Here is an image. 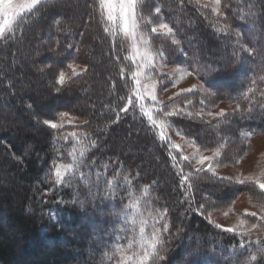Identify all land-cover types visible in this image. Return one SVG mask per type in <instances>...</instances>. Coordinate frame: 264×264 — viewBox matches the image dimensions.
Masks as SVG:
<instances>
[{
	"label": "trees",
	"instance_id": "1",
	"mask_svg": "<svg viewBox=\"0 0 264 264\" xmlns=\"http://www.w3.org/2000/svg\"><path fill=\"white\" fill-rule=\"evenodd\" d=\"M222 1L224 17L216 18L195 0H146L143 14L152 23L141 24L153 47L163 49L164 62L188 68L206 86L228 85V79L241 77L236 86L228 85L232 89L227 93L206 97L194 91L166 104L194 113L193 118H167L186 139L202 149L224 143L222 150L232 147L239 155L249 139L264 135V96L259 94L264 90L259 79L264 76V0ZM160 22L169 24L174 36L150 33ZM106 28L111 29L97 0H50L0 39V165L24 183L16 194L14 183L10 191L0 187V264H113L109 257L123 225L115 213L136 198L149 231L154 223L149 212L159 219L167 209L158 225H169L162 230L166 259L158 264H246L252 253L258 257L252 264H264L258 251L264 234L229 232L206 216L209 208L233 205L249 186L207 170L197 173L171 140L160 138L134 100L127 42ZM174 37L179 44L172 43ZM75 63L84 70L58 83L59 74L70 73L69 65ZM253 79L257 91L245 100L241 93L253 86ZM206 99L210 105L239 103L240 111L207 123L196 115L208 108ZM61 113L84 122L56 129L43 123L57 122ZM26 124L38 131L25 132ZM242 132L252 135L243 138ZM76 140L89 148L80 165L85 178L57 183L54 164L71 162ZM98 171L103 173L99 181ZM188 173L192 175L184 181ZM109 180L116 183L109 186ZM69 227L76 229L75 236ZM62 241L68 249L61 248Z\"/></svg>",
	"mask_w": 264,
	"mask_h": 264
},
{
	"label": "snow or ice",
	"instance_id": "2",
	"mask_svg": "<svg viewBox=\"0 0 264 264\" xmlns=\"http://www.w3.org/2000/svg\"><path fill=\"white\" fill-rule=\"evenodd\" d=\"M41 0H0V38H4L6 34H12L16 30V27L26 22L28 14H34L37 5ZM146 0H97L98 7L101 11V14L105 17L106 21L111 25V29L106 28L105 31H119L125 37L129 38L132 41V56L126 57V59H135L139 57L143 63L139 65L138 70L131 74L133 81L137 85L134 94L138 96V99L143 100L145 97H149L153 102L158 106L155 110V113L151 108H146L145 104L141 103L139 105L141 113L147 117L150 124L159 130L160 138L163 140L170 141V137L167 135L166 129L168 127H174L168 117L174 115L186 114L187 117L193 118L194 113L185 112V109L180 108L179 105H166L164 108L159 107L162 103L157 100L155 95V84L142 82L141 77H144L145 81H151V70L154 68L153 61L156 57H159L160 60H164V51L162 48H157L153 51L151 44L152 40L148 32L143 30L141 24L142 21L151 24L152 21L149 16L143 14L142 6ZM198 3L199 0H196ZM226 7V6H225ZM156 13L160 12V8L155 9ZM212 13L218 17H223L224 13L221 12V0H212ZM59 23V21H57ZM219 31H224L223 28L218 29ZM150 33H158L162 37H172L174 36L172 27L169 24L160 22L154 24L150 28ZM237 37L239 38L240 33L237 32ZM173 44H179V41L172 39ZM72 68L71 65H69ZM148 70L147 73L145 70ZM175 71L179 74V79H183L185 76H190L193 73L187 71L183 68H177ZM75 69H73V75H76ZM261 81H264V76L259 77ZM65 82V74L61 72L59 74L58 83L63 84ZM257 80H252V87H248L246 91L241 93V97L245 100L249 99V95L257 91L256 88ZM144 89V93L140 92V88ZM196 86L193 85L190 88L181 89V92L190 93ZM214 94V93H213ZM261 96H264V90L259 93ZM175 95L179 96L180 93ZM169 99H172L171 97ZM129 104L132 103L131 99L128 101ZM186 103L191 104L192 101L188 100ZM251 103V101H250ZM200 104L203 105L204 101L201 100ZM165 108L170 110L166 111ZM251 107L246 109V111L251 112ZM121 111H127V108L121 109ZM236 111H240V104L237 103ZM157 113L159 115H157ZM67 113H61V116H67ZM197 116L199 114H196ZM207 115L212 116L211 111L207 112ZM216 116L225 117V112L223 109L219 113H216ZM45 125L50 126L53 129L63 127V124H58L49 120H44ZM73 138H76L78 134L76 132L70 133ZM83 135V134H82ZM177 135H182V130L177 131ZM252 135L251 132H242L241 136L243 138H248ZM67 139V137H65ZM191 147L194 148V151L191 153V156H183V160L191 161L195 160L196 164L205 165V168H197L196 172L210 171L213 175L216 174V167L220 166L219 157L221 156L222 149L225 147L224 143H218L215 148L209 149L207 147L201 149L199 145L196 144L195 140L186 141ZM79 146V147H77ZM92 146H95V141L92 142ZM172 147L178 148L179 145L172 143ZM77 151L79 156H77ZM89 148L84 144L82 140H76L73 145V150L71 153V162L68 163H56L54 164V175L57 183H67L73 177L79 176L81 179L85 178V173L80 171V165L83 163V159L86 157ZM203 151H212V156L203 155ZM207 162V163H206ZM238 162V161H237ZM94 163V162H93ZM106 167V166H105ZM183 171V170H181ZM103 175L101 172H96L97 181ZM192 173H188L183 176L182 179L187 181L189 176ZM67 178V179H66ZM125 180L128 178L125 177ZM222 180H231L230 177H220ZM254 182L258 185L259 189L264 190V171H262L257 177H245L243 180L238 179L237 182L240 184H245V182ZM115 180L107 181L109 186L114 185ZM192 185L189 184V188ZM140 198L132 199L124 208L115 213L118 218H122L123 225L117 230L115 236V241L117 242L112 256L109 257L115 258L118 257L117 264H158L159 261L166 259V257L161 255L162 251V230L166 232L169 228L167 223H164L162 226H158L160 220L164 219L167 215V209H164V216H161L157 219V216L152 215L149 212V216L154 221L151 225V230H148V217H145L144 213L140 209ZM203 207V205H201ZM261 209L264 211V204H261ZM130 210V211H129ZM158 211V210H157ZM227 215V213H225ZM250 215L256 216V213H251ZM260 219L264 220V216H261ZM246 221L241 220L240 224H245ZM217 227H221L217 225ZM257 227L253 224L252 228ZM226 231L235 232V228H228ZM247 233H245L246 235ZM126 240L125 244H120L119 241ZM257 243H261L257 241ZM240 247H245V243L241 241ZM260 257H264V244H261V248L258 250ZM257 253H252L250 260L246 261V264H252V262L257 260Z\"/></svg>",
	"mask_w": 264,
	"mask_h": 264
},
{
	"label": "rangeland",
	"instance_id": "3",
	"mask_svg": "<svg viewBox=\"0 0 264 264\" xmlns=\"http://www.w3.org/2000/svg\"><path fill=\"white\" fill-rule=\"evenodd\" d=\"M47 1L50 0H41V2L37 5V7ZM198 4L208 8L212 13V0H199ZM221 12L224 13L222 0H221ZM214 16L216 18L224 17V16L218 17L216 15ZM143 30L147 32V29L143 28ZM116 32L127 42V45L129 47V57H131L132 41L129 38L125 37L118 30ZM7 35L8 34H6L5 36ZM151 47L153 51H155L153 44H151ZM130 60L132 61L134 66L133 72H136L138 70L139 65H141L143 61L139 57H136L135 59L130 58ZM153 64H154V68L151 70L152 80L145 81L144 77H141V80L142 82L155 84V89H154L155 95L157 97V100L162 102L159 105V107L165 106L167 103L171 102L173 99L178 97L177 95H175L176 93H180V95L186 94L185 92H181V89L190 88L193 85H195L196 87L193 89L192 92L199 91L201 93H204L207 97V95H215L216 94L215 91L218 92L225 91L227 93L232 89V87H230L232 84L231 82H233L232 86L233 85L236 86V84H238L241 80V77L237 78V80L228 79L227 83H229L228 85L230 86L214 85V88H210V86H206L204 83H202L194 73L190 76H185L183 79H179V74L175 71V69L183 68L186 69L187 71H190L188 68L184 66L168 64L163 60H160L159 57H156L154 59ZM71 66L72 68L70 73L69 72L64 73L65 82L69 80L71 76H73V69H75V72L77 74H79L81 71L84 70L83 66H80L76 63L72 64ZM147 71L148 70L146 69L145 72L147 73ZM136 88L137 85L134 82L133 95H134V100L137 102V104L143 103L145 104L146 108H151L152 111L155 113V110L158 105L155 102H153L149 97H145V99L143 100L138 99V96L134 94ZM140 92L144 93V89L142 87L140 88ZM170 97L172 99H169ZM205 101L208 105V108L198 109L196 113L199 114V116L203 118L207 123L219 122L223 117L216 116V113H219L221 109H223L225 115H227L228 113L233 112L237 108L236 103L233 102L219 101V102H215L213 105H210L211 104L210 101H208L207 99ZM3 107H4V102H0V109H2ZM209 111L213 113L212 116L207 115V112ZM67 114H68L67 116H60L59 120L55 123L63 124V126H70L84 122V120L82 119H79L69 113ZM24 128H25V132L31 134H35L38 131L35 128L29 127L28 125L25 126ZM166 131L172 143H174L175 145H179L178 148L174 147L177 150V152L181 153L182 156H191V153L194 151V148L191 147L186 142L188 141V139H186V137H184L183 135H177V130L173 129L172 127H168ZM247 143L248 146L246 148L244 147V150L239 155L236 153L237 150L231 149L232 147L230 148L228 147L229 149L228 150L226 149L227 150L226 152L222 150L221 156L218 158L220 161V166L216 167L215 175L219 177H230L231 178L230 181L236 183H238L237 182L238 179L243 180L245 177L259 176V174L262 171H264V135L251 138ZM237 144L239 145V143ZM203 155L212 156L213 153L212 151H203ZM189 163L194 169L197 168L206 169V164L205 165L196 164L195 160H191L189 161ZM15 178H17L16 172L8 171L7 168H4L0 165V187H6L10 191L12 190L11 188L12 183H14L16 185H13V190L14 193L16 194L17 191L16 188L23 186L24 183L18 182L17 179ZM245 184H247L249 187L247 186L248 188L245 191V193L242 196H240V198L233 205L218 209L209 208L208 212H206V216L208 220L211 223H213L216 227L217 225L221 226L218 228L224 230L228 228H235L236 233L243 235L247 233L246 234L247 236H259L260 234H264V220L260 219L261 216H264V211H262L260 207L261 204H264V190L259 189L258 185H256L254 182L246 181ZM225 213H227V215H225ZM251 213H256V216L250 215ZM241 220L246 221V223L241 225L240 224ZM4 222L5 221H3L2 223L3 226L5 225ZM84 222H87V220H84ZM253 224L257 225V227L252 228ZM75 230L76 229H72L71 227H69L68 228L69 235L75 236ZM60 245L61 248L63 249L69 248L68 243L66 241H62ZM117 261H118V257H115L113 264H117Z\"/></svg>",
	"mask_w": 264,
	"mask_h": 264
}]
</instances>
